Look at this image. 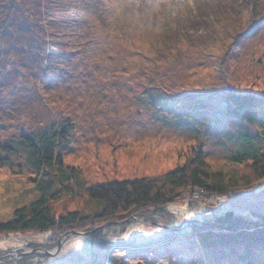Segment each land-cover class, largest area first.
I'll return each instance as SVG.
<instances>
[{"label":"rangeland","instance_id":"rangeland-1","mask_svg":"<svg viewBox=\"0 0 264 264\" xmlns=\"http://www.w3.org/2000/svg\"><path fill=\"white\" fill-rule=\"evenodd\" d=\"M227 89L264 95V0H0V141L70 118L61 151L87 185L165 174L199 142L222 162L242 129L256 130L224 114L216 124L214 106L195 95ZM0 157L15 162L0 166L2 223L40 192L27 150ZM50 204L59 215L87 198L67 193ZM165 209L164 224L125 214L82 234L0 232V264H179L161 246L174 229L229 209L264 214V182L224 202L191 195ZM220 242L206 246L208 264H264L263 245L248 257L244 244ZM188 244L174 246L190 258L180 264L197 259Z\"/></svg>","mask_w":264,"mask_h":264},{"label":"trees","instance_id":"trees-1","mask_svg":"<svg viewBox=\"0 0 264 264\" xmlns=\"http://www.w3.org/2000/svg\"><path fill=\"white\" fill-rule=\"evenodd\" d=\"M195 95L203 106H214L217 113L214 119L216 124L224 114L256 125L254 132L249 129L240 131L237 136L239 147L231 149L220 163L211 162L206 157L203 143L199 142L187 155L185 162L165 174L87 185L81 170L67 165L61 151L68 141L69 131L74 126L70 118L59 125L52 124L45 131L20 133L19 137L9 143L0 141V150L4 149L8 154L27 150V163L35 173L31 178L40 192L39 197L29 204L18 206L13 219L0 223V232L51 229L61 235L71 232L82 234L80 230H88L86 227L89 225L90 228L101 227V221L107 223L111 219L122 218L125 214L147 218L154 224H164L160 216H166L165 204L168 202L200 194L213 196L218 202H224L229 200L235 191L250 188L258 183L263 184L264 95L231 89L199 92ZM159 100L162 105L169 103L166 98ZM169 107L175 109V106ZM203 111V108L199 109L198 113ZM198 119L196 115L192 122ZM14 164L13 158L0 157V166ZM67 193L73 196L85 195L87 207L57 215L50 200ZM215 209L218 207L210 205L208 211ZM132 219L128 218V221ZM185 222L189 223L183 233L174 229L176 237L169 236L161 244L167 255L179 254L175 259L180 263H187L190 258L179 253L182 250L180 245L179 248L174 246L182 244L185 240L189 243L185 247L186 252L190 251L188 247L191 245L195 248L198 260L191 259L195 264L196 261H199L198 264H208L204 252L211 241L217 245L219 241H222V245L231 242L242 243L247 253L243 255L248 257L258 244L264 247V214L260 212L248 216L229 209L204 220H185L180 224V230H184L181 226ZM212 234L218 235V238L213 239ZM175 238L178 239L174 240Z\"/></svg>","mask_w":264,"mask_h":264}]
</instances>
